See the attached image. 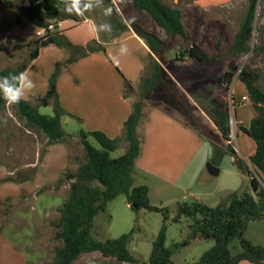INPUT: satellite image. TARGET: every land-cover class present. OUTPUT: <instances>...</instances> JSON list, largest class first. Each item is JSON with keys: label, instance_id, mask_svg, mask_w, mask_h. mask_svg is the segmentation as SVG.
Returning <instances> with one entry per match:
<instances>
[{"label": "rangeland", "instance_id": "rangeland-1", "mask_svg": "<svg viewBox=\"0 0 264 264\" xmlns=\"http://www.w3.org/2000/svg\"><path fill=\"white\" fill-rule=\"evenodd\" d=\"M11 1L12 9L0 3V71L7 68H21L31 54L30 40L37 37L35 32L38 27L30 23L20 26L15 22L14 10L21 5H26L25 0ZM164 1L171 7L183 11L188 39L176 37L172 49L165 53L162 62L172 82L170 88L173 93L161 86L154 89L145 100V111L156 107L163 109L198 129L204 139L203 147L199 150L194 166L187 172L188 175L192 170L195 174L194 179H187L181 187L155 182L150 200L153 206L169 210L166 245L173 251L174 263L190 264L197 262L211 249L215 240L191 239L190 225L192 221L186 217H183L180 222L173 221L177 214L178 204L200 201L210 207H216L236 191L239 193L248 192L257 197L252 188L250 177L238 170L233 157L227 152L228 144L234 148L237 146L243 153V160L247 164H251L250 158L246 157L252 151V147H250L247 137L240 134L242 123L237 118L235 108L238 117L244 119L247 124L255 112L254 108L251 104L238 106L234 101V86L242 84L237 80V76L228 93H224L222 87L218 85L217 79L234 63L240 68L246 66L258 74V85L264 89V0H260L258 6L252 40L253 51L239 57L227 55L226 52L240 29L243 17L249 8V0H231L213 7H202L197 3V0ZM104 5H106L105 2ZM101 11L102 9L98 8L86 15L96 18L101 24L108 20L103 17ZM133 20L143 24L150 32L162 38L167 37L165 31L159 28L147 13L137 11L133 18L127 17L128 23ZM26 25L31 26L24 28ZM67 26L69 24H64V28ZM83 31V28L75 29L72 35L78 41H82ZM193 43L201 46L213 59L203 63L192 59L181 61L183 58L181 53ZM55 50H58L55 52L63 54L61 56L63 59L56 67L50 68V63L44 56L29 75L35 84L31 91L37 93L36 95L39 97L37 99L42 100L46 97L50 90V81L59 65L67 57L64 49L55 47ZM67 69L68 67L62 65L56 77L57 85ZM138 84L133 92H129L130 97L134 100L139 98ZM218 92H223L231 104V124L234 137L231 142L222 138L209 116L210 100ZM236 97L238 99L240 96ZM39 107L42 114L55 115L52 101ZM5 119L6 124L3 123ZM62 124L66 134L71 136L66 142H63L69 150V161L67 162L66 156L60 153L51 158L47 164L48 167L61 173L59 179L65 172H77L79 165L86 157L79 136L81 125L77 121H72V117L63 118ZM73 137L79 140L76 141ZM249 139L254 143L251 137ZM89 140L96 147H100L93 137H90ZM212 141L218 145L221 151L220 156L215 155ZM46 143L47 138L44 134L36 129L27 128L22 123L14 104H7L0 108V165H5L9 170L18 169L16 175L0 173V229L1 233L4 232L1 242L6 240L13 244L27 246L30 251L26 250L25 252L28 258L34 257L33 253L40 252L42 264H50L55 259L56 248L62 245V241L56 237L59 228L54 223L61 219L62 207L70 193L69 183L64 182L60 185L59 179L54 183L40 187L46 179L42 169V154L47 148ZM127 150L128 144L120 143L112 156L119 157L124 155ZM208 164L219 168L221 173L219 175L210 174ZM27 165L35 167L28 168ZM35 169L34 178L29 180L33 181L29 189L37 188L36 190L31 192L21 190L19 192L10 188L11 184H24L25 182L10 180L9 177H16L19 170L20 172L24 171L25 176L31 175ZM53 177L54 175L51 176V178ZM142 179L139 178L135 185L139 186ZM34 207L38 210H33ZM38 215L43 216V222L39 224L41 227L35 232L31 217ZM163 223L164 216L161 212L146 209L133 210L128 204L126 195H121L108 203L106 211L100 212L96 216L93 235L100 241H107L134 231L129 249L139 260L138 264H146L150 260L153 243L161 232ZM30 234L31 237L28 236ZM244 238L255 245L264 246V219L249 222ZM230 249L234 256L241 253L243 251L241 239H235L231 243ZM20 260L19 254L8 256L2 251V264H21ZM102 260H106L109 264L118 263L113 258L104 259L101 253L95 252L80 257L75 264H94Z\"/></svg>", "mask_w": 264, "mask_h": 264}, {"label": "trees", "instance_id": "trees-1", "mask_svg": "<svg viewBox=\"0 0 264 264\" xmlns=\"http://www.w3.org/2000/svg\"><path fill=\"white\" fill-rule=\"evenodd\" d=\"M128 1L136 10L147 13L154 23L165 31L167 37L161 38L137 22L126 23L118 13L113 1L104 0L108 7H113L112 15L106 17L112 29L124 32L132 27L146 42L151 53L146 59L145 70L138 84L139 98L133 99V109L124 123L121 137L113 139L104 132H88L84 129L79 133L86 157L79 165L77 172H65L58 181L60 185L68 182L70 193L62 207L61 219L54 223L59 228L56 237L62 241V245L56 248L55 259L50 264H73L82 255L93 252H99L104 257L113 258L121 263L138 264L139 260L129 249L134 231L107 241H100L93 235L96 216L100 212L106 211L108 203L121 195H126L128 204L133 210L157 211L164 216L163 227L153 243L151 257L146 264H175L173 251L166 245L169 210L151 204L149 186L135 185V170L137 160L142 152L139 128L145 118V100L154 89L160 86L173 93L170 88L172 82L162 62L165 53L172 49L176 37L188 39V30L184 22V13L179 8H173L162 0ZM25 2L28 4L21 5L14 10L15 22L20 26L30 23L41 28L60 21L81 22L79 16L68 15L58 10L57 5L63 8L60 0H25ZM0 3L12 9L11 0H0ZM259 3L260 0H249V8L232 45L226 52L227 55L239 57L253 51L252 40ZM50 44H56L64 49L67 57L59 65L50 81L48 94L37 104H32L24 99H21L18 104H14L22 123L27 128L36 129L46 136L47 148L44 150L42 158L46 155L48 147L66 142L71 137L66 134L62 124V117L71 114L64 108L57 94L56 77L59 70L62 65L69 67L92 53L106 51L104 43L97 40H92L85 45H75L62 31L57 30L47 36L31 40L29 47L32 50L27 62L21 68H7L0 71V77L26 71L31 63L38 58L40 50ZM181 56L183 57L181 61L192 59L200 63L213 59L197 43H193L185 49ZM236 76L237 80L246 85L256 112L250 126L245 127L241 124L240 130L254 140L256 149L250 157V165L239 156L231 144H228L227 152L233 157L238 170L250 177L252 188L258 198L248 192L239 193L236 191L216 207H210L200 201L178 204L177 214L173 221L180 222L183 217L190 219L192 221L190 225L191 239L215 240L211 249L197 262L190 264H240L242 261L264 264V246L255 245L244 238L249 222L264 219V89L258 85V74L246 66L240 68L232 63L230 69L217 79V83L222 87L224 93L231 90ZM124 85L126 97H130L129 92H133L136 85L127 79H125ZM224 93L218 92L211 98L209 116L222 138L229 142L232 134V113L231 104ZM49 101L53 102L55 115H45L39 111V106ZM7 104L3 96L0 95V108ZM192 128L198 131V129ZM198 132L200 133V131ZM90 137H93L100 147H96L89 140ZM122 141L128 144L127 152L119 157H113L112 153L118 149ZM212 144L215 155L220 156L221 151L218 145L213 141ZM35 174L36 169L31 175L26 176L25 172H17L16 177L11 176L9 179L26 182L33 179ZM238 238L241 239L243 251L234 256L230 245Z\"/></svg>", "mask_w": 264, "mask_h": 264}, {"label": "crops", "instance_id": "crops-1", "mask_svg": "<svg viewBox=\"0 0 264 264\" xmlns=\"http://www.w3.org/2000/svg\"><path fill=\"white\" fill-rule=\"evenodd\" d=\"M162 1L166 3L164 0ZM230 1L231 0H197V3L202 7H213ZM114 5L126 23H128L127 17L130 16L133 18L138 11L128 0H125L123 3H121L120 0H115ZM104 6L108 7L107 5ZM103 17L106 18L105 16ZM80 19L81 22H76L75 20L64 21L60 31H62L69 41L75 45H85L92 40H97L100 43H104L106 51L92 53L78 60L70 65L63 77L60 78L57 85V94L64 108L72 115H64L62 121L65 117H67V119L72 117V121H77L81 125V128L88 132L101 131L110 138H120L124 123L133 109V99L126 97L125 79L131 81L134 85L140 82L141 76L145 70L146 59L149 57L151 51L146 42L132 27L124 32H117L112 29L111 34L100 32L97 35L90 31L92 23L100 24L96 18L85 14V17ZM105 22L110 23L109 20H105ZM133 22L141 24L135 20H133ZM64 24H69V26L64 28ZM141 25L143 26V24ZM30 26L31 25H26L24 28ZM81 28L84 29V37L82 41H78L76 37L72 35V32L75 29ZM113 37L114 39H112ZM34 39H37V37H33L31 40ZM121 44H127L129 49L128 54H122L120 52ZM55 47L58 46L56 44H50L40 50L38 58L26 69L28 76L44 56L47 57L45 59L50 63V68L56 67L59 64L60 60L63 59L61 58L63 54H61V52H55L58 51L55 50ZM114 61H118V64ZM241 83V85L234 86V101L238 106H243L245 104H251L253 106L252 102H242L245 96H249V93L246 85L243 82ZM36 94L35 92L27 91L22 99L32 104H37L40 99H37L39 97H37ZM237 95L240 96L238 99L236 97ZM235 112L239 122L245 127L250 126L252 119L256 115V112H254L250 117L249 124H247L244 119L238 117L236 108ZM139 133L142 138V152L136 163L135 183L139 178H143L140 185L149 186L151 194L155 182L171 185L172 187H181L183 182L187 181V179H194L195 174L193 171L191 170L188 175L187 172L194 166L199 155V150L203 147L204 138L202 134L190 127L184 120L157 107L145 111V118L140 125ZM240 134L247 137L248 143L250 147H252V151L248 154L249 157H246L249 159L255 152L256 144L249 139V136L242 132ZM73 139L76 141L79 140L76 137H73ZM123 142L124 141L121 143ZM235 148L238 154L243 157L242 151L237 146ZM60 153L66 156L68 162L69 150L64 143H57L48 147V151L42 161V169L44 170L46 179L40 187L54 183L59 179L61 173L48 167L47 164L51 158ZM29 165H27L28 168L35 167ZM16 171H18V169L9 170L5 165H0L1 174L13 175ZM53 175L54 177L51 178ZM32 183L33 181H27L24 184H11L10 188L19 192L21 190L31 192L37 189H29ZM36 209L38 210V208H33V210ZM31 219L35 227V232H37L41 227L39 224L43 222V216L38 215L31 217ZM3 233H0V264H2V251L8 256L19 254L21 257V264H42L40 261V252H38L39 254L33 253L34 257L28 258L25 253L26 250H28L27 246H22L17 243L13 244L6 240L2 243L1 237ZM28 236L31 237L32 235L30 234ZM79 259L80 257L73 264ZM104 259L111 258L104 257ZM104 263L109 264L106 260L94 264ZM120 263L121 262H118L116 264ZM121 264L130 263L124 262ZM240 264L253 263L242 261Z\"/></svg>", "mask_w": 264, "mask_h": 264}, {"label": "clouds", "instance_id": "clouds-1", "mask_svg": "<svg viewBox=\"0 0 264 264\" xmlns=\"http://www.w3.org/2000/svg\"><path fill=\"white\" fill-rule=\"evenodd\" d=\"M120 2L123 3L125 0H120ZM113 3L115 4V0H113ZM60 4H63V8L57 5L58 10L68 15L79 17H84L86 13L92 12L98 8L102 9V14L105 17H109L113 13V7L104 6V0H60ZM90 31L97 35L100 32L111 34L112 26L108 22L101 24L92 23ZM128 51L127 44H121L120 52L122 54H128ZM114 62L118 64V61ZM34 87L35 84L28 76L27 71L0 77V95L3 96L8 104H18L25 92L31 91ZM3 123H7L6 119L3 120Z\"/></svg>", "mask_w": 264, "mask_h": 264}, {"label": "built area", "instance_id": "built-area-1", "mask_svg": "<svg viewBox=\"0 0 264 264\" xmlns=\"http://www.w3.org/2000/svg\"><path fill=\"white\" fill-rule=\"evenodd\" d=\"M63 23L64 21H60L58 23H50L47 27H41V28H38L35 32L36 36L38 38H41V37H44V36H47L49 34H52L53 32L57 31V30H60L63 26ZM243 103H246V102H251V99L249 96H245L242 100ZM233 135L231 134V140H232ZM231 142V141H230ZM235 150H237L235 148Z\"/></svg>", "mask_w": 264, "mask_h": 264}, {"label": "water", "instance_id": "water-1", "mask_svg": "<svg viewBox=\"0 0 264 264\" xmlns=\"http://www.w3.org/2000/svg\"><path fill=\"white\" fill-rule=\"evenodd\" d=\"M208 171L212 175H219L220 174V169L217 168L216 166L212 164H208Z\"/></svg>", "mask_w": 264, "mask_h": 264}]
</instances>
